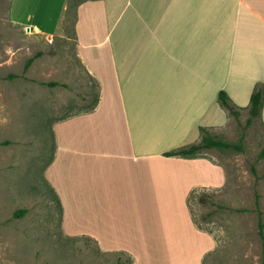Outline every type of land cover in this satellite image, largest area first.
<instances>
[{"label":"crops","instance_id":"obj_1","mask_svg":"<svg viewBox=\"0 0 264 264\" xmlns=\"http://www.w3.org/2000/svg\"><path fill=\"white\" fill-rule=\"evenodd\" d=\"M65 1L51 26L50 0H0V126L12 127L8 115L29 99L11 68L60 32ZM75 14L77 55L99 101L53 128L46 177L64 233L133 264H204L218 243L196 225L188 199L222 187L225 169L206 155L164 153L200 142V126H226L230 116L216 121L221 90L247 103L264 82V0H82ZM6 167L0 176L13 173Z\"/></svg>","mask_w":264,"mask_h":264},{"label":"rangeland","instance_id":"obj_2","mask_svg":"<svg viewBox=\"0 0 264 264\" xmlns=\"http://www.w3.org/2000/svg\"><path fill=\"white\" fill-rule=\"evenodd\" d=\"M81 1L68 0L60 32L45 39L44 44H35L31 57L38 51L43 54L31 64L28 81L21 60V67L17 64L11 68L19 70L16 83L20 90L28 89L29 99L20 98V104L21 100L24 103L19 111L8 115L12 127L0 126V169L11 162L13 165V173L6 167L8 174L0 176V264H131L132 258L124 252H105L89 237L64 233L61 205L46 177L54 155V125L90 111L99 90L77 55L74 22ZM65 2L50 0L51 26ZM27 36L22 29L19 41L26 43ZM258 83L264 84L254 86ZM231 100L240 110L239 120L218 100L223 112L216 121L230 119L226 126L210 132L234 142L244 134V150L202 151L200 154L223 166L226 182L218 189H195L188 206L196 225L218 243L204 264H260L264 250L259 233L260 219L264 222V157L259 153L264 147V124L261 114L246 125L250 99L246 103L245 97L238 95ZM21 209H26L25 214L16 217Z\"/></svg>","mask_w":264,"mask_h":264},{"label":"trees","instance_id":"obj_3","mask_svg":"<svg viewBox=\"0 0 264 264\" xmlns=\"http://www.w3.org/2000/svg\"><path fill=\"white\" fill-rule=\"evenodd\" d=\"M43 54L42 51H38L35 56L30 57L26 60L25 63V70H27L31 64L34 62L35 58L41 56ZM16 76V75H13ZM51 86L57 85V82H50ZM218 100L226 109L229 110L230 114H232L237 120L240 118V110L236 107V105L232 102L231 98L227 94L225 90H221L218 95ZM99 101V90L98 94L95 97L94 106L92 109L95 108ZM264 106V84L258 83L254 87L251 97H250V105H249V117L247 118L246 125H251L255 117H261L262 109ZM91 109V110H92ZM202 132L201 141L198 143H193L187 146H182L177 149H173L170 151L165 152L164 154L167 156H184V157H193L200 155V153L206 149H219V150H226V149H234L236 151H243L244 150V134L241 135L240 139L236 142L230 141L226 138L219 137L217 135L212 134L206 127H200ZM259 157H264V147L261 149L259 153ZM59 200V198H58ZM60 203V200H59ZM61 205V203H60ZM248 210V209H244ZM26 209H21L15 213L16 217H20L25 214ZM260 215V211H259ZM264 222L259 221V233L263 238L264 241ZM117 264H121V261H118ZM131 264H133V260H131ZM260 264H264V250L262 254V260Z\"/></svg>","mask_w":264,"mask_h":264}]
</instances>
